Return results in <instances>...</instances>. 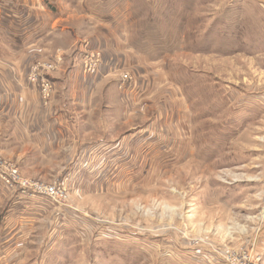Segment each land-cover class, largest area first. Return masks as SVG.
<instances>
[{
    "label": "rangeland",
    "instance_id": "obj_1",
    "mask_svg": "<svg viewBox=\"0 0 264 264\" xmlns=\"http://www.w3.org/2000/svg\"><path fill=\"white\" fill-rule=\"evenodd\" d=\"M95 1L24 52L48 143L0 121V264H264V0Z\"/></svg>",
    "mask_w": 264,
    "mask_h": 264
},
{
    "label": "crops",
    "instance_id": "obj_2",
    "mask_svg": "<svg viewBox=\"0 0 264 264\" xmlns=\"http://www.w3.org/2000/svg\"><path fill=\"white\" fill-rule=\"evenodd\" d=\"M20 6H23L21 8L24 9V12L19 10ZM79 6L78 0H0V44H5L9 49L5 52H11L13 53L11 55L15 57V59L3 58L4 60L0 57V121L6 120V118L12 119L16 115L13 130L18 136L23 133L27 136L40 133L48 143L47 133H38L40 129L47 130V122H43L40 118L36 120V124L34 121L38 116V112L35 111V106L38 105L36 94L33 90H25L20 87L25 80L27 64L32 57L27 53L24 54L26 47L43 41L46 36L44 34L52 32V30L55 33H60L59 26L55 25L66 20L67 9H76ZM82 8L83 15L93 18L96 23L99 20L101 22L113 20V17L107 16L108 13L98 12L99 0L87 6L83 5ZM19 53H21L20 56ZM77 73L79 74V69L73 68L64 77L67 79L71 76L74 82ZM80 82L83 83L82 80ZM76 83H73L74 86L71 87V91H75L74 93H77L74 89ZM22 125L25 126L24 130L18 129ZM9 211L11 212V210ZM6 240L10 241V238ZM2 247L3 249L0 246L1 255H3L2 251L7 253L10 250L7 242H4Z\"/></svg>",
    "mask_w": 264,
    "mask_h": 264
},
{
    "label": "built area",
    "instance_id": "obj_3",
    "mask_svg": "<svg viewBox=\"0 0 264 264\" xmlns=\"http://www.w3.org/2000/svg\"><path fill=\"white\" fill-rule=\"evenodd\" d=\"M48 66V65H47ZM52 68V65L49 64V68ZM89 71H94V68L95 67H88ZM44 69H47L45 68V66L43 67V70ZM29 80L31 82H40L43 86L46 85V79L43 77L42 78V74H39V73H32L30 76H29ZM44 89H45V86H44ZM47 91L45 92V95H46ZM49 96V95H48ZM13 173V174H12ZM11 173V176H12V179H13V176H15L16 174L15 171H12ZM55 191L54 188H51V187H47V186H42V185H36V186H33V187H27V193H28V196H33L34 194H41V195H44V196H47L48 198H54L55 197ZM228 258V263L229 264H233L231 262V260Z\"/></svg>",
    "mask_w": 264,
    "mask_h": 264
}]
</instances>
